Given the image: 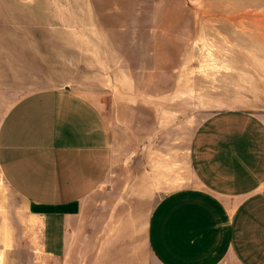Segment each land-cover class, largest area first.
Listing matches in <instances>:
<instances>
[{
  "label": "rangeland",
  "instance_id": "374dc122",
  "mask_svg": "<svg viewBox=\"0 0 264 264\" xmlns=\"http://www.w3.org/2000/svg\"><path fill=\"white\" fill-rule=\"evenodd\" d=\"M50 88L99 105L113 161L65 257L47 255L41 216L0 172V264H160L149 220L166 195L198 185L199 126L223 110L264 120V0H0V127Z\"/></svg>",
  "mask_w": 264,
  "mask_h": 264
},
{
  "label": "crops",
  "instance_id": "0c3cea01",
  "mask_svg": "<svg viewBox=\"0 0 264 264\" xmlns=\"http://www.w3.org/2000/svg\"><path fill=\"white\" fill-rule=\"evenodd\" d=\"M113 161L112 131L99 105L71 89L18 100L0 127V172L41 216L43 247L65 257L82 202ZM197 186L166 195L148 225L160 264H264V120L223 110L197 129L191 148Z\"/></svg>",
  "mask_w": 264,
  "mask_h": 264
},
{
  "label": "bare ground",
  "instance_id": "6f19581e",
  "mask_svg": "<svg viewBox=\"0 0 264 264\" xmlns=\"http://www.w3.org/2000/svg\"><path fill=\"white\" fill-rule=\"evenodd\" d=\"M1 183V182H0ZM2 233V232H1ZM4 241L6 243V245H8V241H9V237L8 235L6 234V236H4Z\"/></svg>",
  "mask_w": 264,
  "mask_h": 264
}]
</instances>
